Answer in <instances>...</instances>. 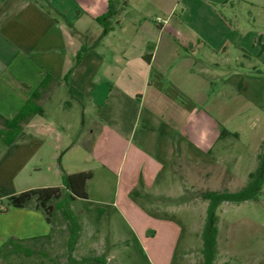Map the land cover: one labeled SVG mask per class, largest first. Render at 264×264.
Returning <instances> with one entry per match:
<instances>
[{"label": "crops", "instance_id": "obj_1", "mask_svg": "<svg viewBox=\"0 0 264 264\" xmlns=\"http://www.w3.org/2000/svg\"><path fill=\"white\" fill-rule=\"evenodd\" d=\"M230 1L118 0L117 15L102 23L110 0H0V116L13 120L27 102L43 109L18 130L0 122L8 140L17 135L11 144L0 136V264H21V252L32 256L52 238L55 220L48 222L33 207H7V199L63 187L62 170L55 166L61 153L68 175L92 174L88 199L82 200H90L93 183L104 193L116 189L123 199L142 190L169 201L190 190L234 192L246 185L264 142L246 182L232 190L231 168L238 162L232 164L227 149L239 133L213 113L226 102L211 98L206 68L198 63V48L227 44L231 23L220 8ZM83 45L91 51L74 68L69 85L84 96L80 107L83 117L90 113L93 130L72 141L64 128L63 145L50 150L45 105L62 88L69 95L65 77ZM65 102L58 103L61 111L69 107ZM223 129L230 134L221 137ZM255 203L223 205H248L259 215ZM260 254L251 264H264Z\"/></svg>", "mask_w": 264, "mask_h": 264}, {"label": "rangeland", "instance_id": "obj_2", "mask_svg": "<svg viewBox=\"0 0 264 264\" xmlns=\"http://www.w3.org/2000/svg\"><path fill=\"white\" fill-rule=\"evenodd\" d=\"M253 2L256 5L231 0L225 9L220 8L231 23L225 36L227 44L198 48V63L206 68L211 98L220 97L226 102L222 111L213 113L226 121L228 129L239 133L238 140L227 149L232 164L238 162L236 168H231L235 174L232 190L246 182V172L264 142V0ZM179 4L177 16L183 11L182 2ZM61 99L73 107L69 105L61 111L58 106ZM45 107L50 132L44 141L50 150V145H63L64 128L72 141H76L81 131L86 139L93 130L90 113L83 117L80 103L70 98L65 88ZM62 156L61 153L55 161L60 170ZM203 191H186L183 199L169 201L152 196L156 191L132 190L123 199L116 189L104 193L98 183H93L89 188L90 200L76 199L70 204L82 230L74 258L99 257L108 264H205L203 232L209 203L200 201L199 194ZM192 198L198 202H191ZM253 206L259 215L252 214L248 205L236 209L222 204L217 209L215 264H251L255 261L252 257L260 252L264 258V195ZM55 215L52 238L38 246L32 256L21 252V264H70L69 223L60 211Z\"/></svg>", "mask_w": 264, "mask_h": 264}, {"label": "trees", "instance_id": "obj_3", "mask_svg": "<svg viewBox=\"0 0 264 264\" xmlns=\"http://www.w3.org/2000/svg\"><path fill=\"white\" fill-rule=\"evenodd\" d=\"M118 0H110L109 10L107 14L100 19L102 23L109 21L117 15L115 3ZM91 51L85 45L77 54L74 67L69 71L65 77L68 93L70 98L77 100L83 104L84 96L75 88L69 85L68 79L74 68L81 62L83 56ZM151 57V55H149ZM51 76H48L43 82L44 86ZM70 102H65V106H69ZM34 115H43L42 108L31 109L28 102L25 104L21 112L13 119L6 120L0 116V122H3L6 129L18 130L22 123L29 121ZM230 132L226 129L221 131V137L229 135ZM237 135V134H234ZM0 136L7 144H11L17 135L11 140L8 136L0 131ZM63 187H52L33 189L22 192L20 194L11 196L7 199V207L12 206L16 208L33 207L46 216L48 222L54 220L56 211H60L61 215L68 221L70 229V237L68 241V262L70 264H108L105 259L99 257H85L76 259L73 253L81 238V226L74 217L70 204L76 199H88L87 183L92 178L91 173H77L68 175L61 167ZM264 143L261 146V151L258 155V166L255 171L248 175L246 185L238 191H204L199 194V199L209 203L207 211V222L203 232V256L205 264H215L218 255V217L217 209L224 203L239 205L245 202H256L260 195H264Z\"/></svg>", "mask_w": 264, "mask_h": 264}]
</instances>
